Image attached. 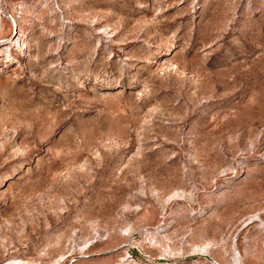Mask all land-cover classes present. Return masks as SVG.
Wrapping results in <instances>:
<instances>
[{
	"label": "rangeland",
	"instance_id": "1",
	"mask_svg": "<svg viewBox=\"0 0 264 264\" xmlns=\"http://www.w3.org/2000/svg\"><path fill=\"white\" fill-rule=\"evenodd\" d=\"M0 264H264V0H0Z\"/></svg>",
	"mask_w": 264,
	"mask_h": 264
}]
</instances>
